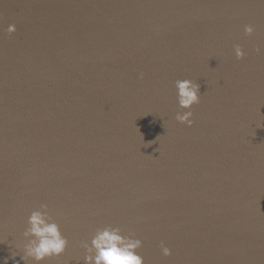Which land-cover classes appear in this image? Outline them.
<instances>
[{
  "label": "water",
  "instance_id": "obj_1",
  "mask_svg": "<svg viewBox=\"0 0 264 264\" xmlns=\"http://www.w3.org/2000/svg\"><path fill=\"white\" fill-rule=\"evenodd\" d=\"M41 204L68 244L40 264L105 226L143 264H264V0H0V264Z\"/></svg>",
  "mask_w": 264,
  "mask_h": 264
},
{
  "label": "clouds",
  "instance_id": "obj_2",
  "mask_svg": "<svg viewBox=\"0 0 264 264\" xmlns=\"http://www.w3.org/2000/svg\"><path fill=\"white\" fill-rule=\"evenodd\" d=\"M6 31L11 34L15 31V25H9ZM254 28L251 25L244 26V34L251 36ZM234 54L237 60L244 57L245 53L240 45H234ZM259 53L260 49L255 48ZM142 75V74H141ZM176 89L177 104L182 113L178 112L175 119L191 126L193 116L191 107L200 101V85L189 79L177 80L174 84ZM148 145L146 144L145 147ZM27 228L23 232L25 243L18 252H12L11 259L14 264H28L31 260L35 264L45 259L58 257L65 252L68 240L62 235L60 226L48 212V206L41 204L38 210H34L27 218ZM142 246L140 239L134 238L133 234H123L119 227L105 226L97 228L92 234L90 241H82L83 264H143V257L137 250ZM162 255L167 257L171 250L160 245ZM19 255L20 260H15ZM7 264V259H5ZM79 264V262H77Z\"/></svg>",
  "mask_w": 264,
  "mask_h": 264
}]
</instances>
